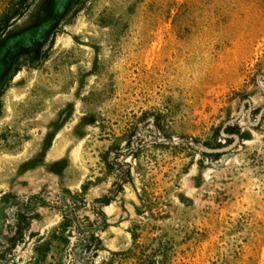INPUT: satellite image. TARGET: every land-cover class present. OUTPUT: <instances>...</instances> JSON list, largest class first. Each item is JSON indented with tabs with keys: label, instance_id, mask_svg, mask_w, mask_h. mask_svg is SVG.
<instances>
[{
	"label": "rangeland",
	"instance_id": "obj_1",
	"mask_svg": "<svg viewBox=\"0 0 264 264\" xmlns=\"http://www.w3.org/2000/svg\"><path fill=\"white\" fill-rule=\"evenodd\" d=\"M0 264H264V0H0Z\"/></svg>",
	"mask_w": 264,
	"mask_h": 264
},
{
	"label": "trees",
	"instance_id": "obj_2",
	"mask_svg": "<svg viewBox=\"0 0 264 264\" xmlns=\"http://www.w3.org/2000/svg\"><path fill=\"white\" fill-rule=\"evenodd\" d=\"M110 170H115V164H107ZM118 180L121 181V184L117 187V192H121L124 189V186L129 183L131 179V171H125L122 176H117Z\"/></svg>",
	"mask_w": 264,
	"mask_h": 264
}]
</instances>
